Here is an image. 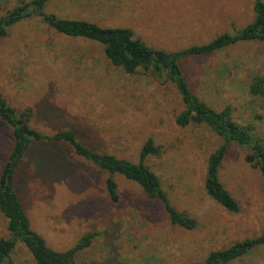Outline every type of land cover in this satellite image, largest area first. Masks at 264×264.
<instances>
[{
	"label": "rangeland",
	"instance_id": "rangeland-1",
	"mask_svg": "<svg viewBox=\"0 0 264 264\" xmlns=\"http://www.w3.org/2000/svg\"><path fill=\"white\" fill-rule=\"evenodd\" d=\"M22 1L0 0V16ZM256 0H50L61 18L103 27H127L149 46L179 51L244 28ZM264 1V0H262ZM192 91L214 109L264 137V103L250 92L264 74V43H239L180 61ZM0 92L19 111L33 109V127L53 133L72 129L90 148L139 161L153 138L160 154L145 163L160 177L172 204L194 217L188 230L171 223L163 205L136 182L116 174L120 200L110 199L107 174L66 144L34 142L19 165L16 190L32 228L55 250H67L88 232L92 245L80 264H190L209 252L264 233V178L247 162L248 148L227 146L220 179L240 204L231 212L205 190L209 156L224 140L204 124L179 125L181 97L165 77L128 73L111 63L102 44L57 32L40 17L26 18L0 36ZM12 129L0 119V174L13 146ZM0 236L10 238L0 212ZM12 258L36 264L22 241ZM229 264H264V245Z\"/></svg>",
	"mask_w": 264,
	"mask_h": 264
},
{
	"label": "trees",
	"instance_id": "trees-1",
	"mask_svg": "<svg viewBox=\"0 0 264 264\" xmlns=\"http://www.w3.org/2000/svg\"><path fill=\"white\" fill-rule=\"evenodd\" d=\"M50 0L22 1L7 14L0 16V36L8 35L12 26L29 17H40L57 32L96 41L103 45L104 52L112 64L122 67L128 73L143 71L152 77H165L176 87L184 105L176 121L179 125L204 124L221 136L224 143L208 159L205 175L207 194L231 212L240 211V204L220 179V166L227 146L235 142L248 148L247 162L258 168L264 178V137L254 134L251 124H239L232 115L230 106L218 111L200 99L191 89L180 61L187 56L210 55L239 43L260 41L264 43V1L254 3V19L244 28L233 33L219 34L211 41L192 45L179 51H167L149 46L136 37L134 30L127 27H103L83 19L61 18L45 11ZM250 92L264 103V74L255 75ZM33 109L19 111L11 106L0 92V119L13 133V146L0 174V212L7 219L10 238L0 236V264H16L12 253L17 242L22 241L33 255L36 264H80L77 254L90 247L98 236L97 232L84 234L67 250L51 248L46 239L32 228L30 218L16 190V175L19 165L27 157L34 142H55L69 146L72 151L107 174L105 186L108 196L114 202L120 200L115 175L119 174L136 182L143 192L158 200L164 207L172 224L184 229L197 227V220L179 211L171 202L160 177L145 163L149 155L160 154V147L153 138L142 146L138 162L119 157L109 152L97 151L84 144L72 129H60L45 133L30 123ZM264 245V233L236 242L231 246L209 252L203 261L190 264H229L254 248Z\"/></svg>",
	"mask_w": 264,
	"mask_h": 264
}]
</instances>
